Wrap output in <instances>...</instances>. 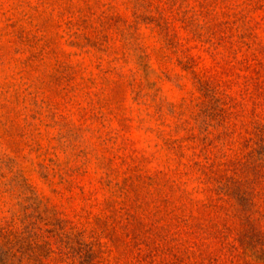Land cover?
<instances>
[{
	"label": "rangeland",
	"instance_id": "rangeland-1",
	"mask_svg": "<svg viewBox=\"0 0 264 264\" xmlns=\"http://www.w3.org/2000/svg\"><path fill=\"white\" fill-rule=\"evenodd\" d=\"M0 264H264V0H0Z\"/></svg>",
	"mask_w": 264,
	"mask_h": 264
},
{
	"label": "trees",
	"instance_id": "trees-1",
	"mask_svg": "<svg viewBox=\"0 0 264 264\" xmlns=\"http://www.w3.org/2000/svg\"><path fill=\"white\" fill-rule=\"evenodd\" d=\"M246 235V234H245Z\"/></svg>",
	"mask_w": 264,
	"mask_h": 264
}]
</instances>
